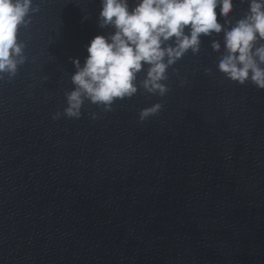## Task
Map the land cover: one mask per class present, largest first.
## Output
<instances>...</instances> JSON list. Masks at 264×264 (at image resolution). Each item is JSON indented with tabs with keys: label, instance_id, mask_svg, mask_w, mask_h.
Segmentation results:
<instances>
[{
	"label": "water",
	"instance_id": "1",
	"mask_svg": "<svg viewBox=\"0 0 264 264\" xmlns=\"http://www.w3.org/2000/svg\"><path fill=\"white\" fill-rule=\"evenodd\" d=\"M37 5L0 81V264H264V90L218 71L222 34L167 70L165 96L69 118L72 58L112 29L100 0ZM247 8L234 0L233 22Z\"/></svg>",
	"mask_w": 264,
	"mask_h": 264
},
{
	"label": "clouds",
	"instance_id": "2",
	"mask_svg": "<svg viewBox=\"0 0 264 264\" xmlns=\"http://www.w3.org/2000/svg\"><path fill=\"white\" fill-rule=\"evenodd\" d=\"M240 2L248 8L233 22L234 0H134V5L130 0H100L99 27L112 31L90 40L83 64L72 58L74 87L65 92L63 114L80 118L85 100L112 111L115 101L133 97L139 88L165 96L167 70L189 50L198 54L202 35L222 34L223 47L212 39L211 48L219 54L217 68L226 79L240 85L251 82L264 90V0ZM33 3L0 0V81L14 78L26 61L20 28L27 27L31 14L39 11ZM205 72L211 75L210 69ZM161 108L155 103L141 109L140 121ZM60 115L55 113L53 119ZM91 116L96 118L95 113Z\"/></svg>",
	"mask_w": 264,
	"mask_h": 264
}]
</instances>
